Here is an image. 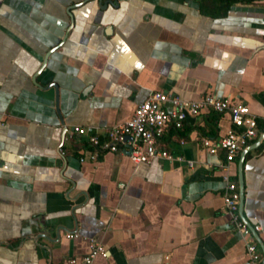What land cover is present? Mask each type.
<instances>
[{
    "label": "crops",
    "instance_id": "crops-1",
    "mask_svg": "<svg viewBox=\"0 0 264 264\" xmlns=\"http://www.w3.org/2000/svg\"><path fill=\"white\" fill-rule=\"evenodd\" d=\"M153 91L243 103L258 136L264 0L221 16L193 0H0V264H78L90 240L104 251L90 264H248L222 201L240 152L223 170L222 152L200 147L229 128L227 113L167 126L171 160L134 164L121 150L79 162L87 134ZM241 176V214L264 247V140Z\"/></svg>",
    "mask_w": 264,
    "mask_h": 264
},
{
    "label": "built area",
    "instance_id": "built-area-1",
    "mask_svg": "<svg viewBox=\"0 0 264 264\" xmlns=\"http://www.w3.org/2000/svg\"><path fill=\"white\" fill-rule=\"evenodd\" d=\"M206 109L217 114L227 113L230 126L218 138L201 137L200 147L209 154L218 150L223 154L219 167L226 170L228 163L240 150L257 136V119L243 103L230 98H220L211 93L202 95L197 100H184L174 94L153 91L137 104L132 114L123 122L106 129L101 135L87 134L90 149L83 150L79 162L96 161L102 152L128 150L127 157L134 164H150L155 159L171 160L173 156L163 149L160 139L164 129L172 126L180 129L187 116H194ZM73 132L82 135L85 130L74 126ZM188 166L192 161L185 160ZM223 206L230 216L232 226L241 233L244 256L248 264H262V256L257 249L253 236L247 233L246 226L237 214L239 201L235 182L227 173L221 176ZM254 231L258 226L252 227ZM103 248L92 240L88 243V252L78 264H90L96 255H103Z\"/></svg>",
    "mask_w": 264,
    "mask_h": 264
},
{
    "label": "water",
    "instance_id": "water-1",
    "mask_svg": "<svg viewBox=\"0 0 264 264\" xmlns=\"http://www.w3.org/2000/svg\"><path fill=\"white\" fill-rule=\"evenodd\" d=\"M264 140V129L258 134L256 140L251 143V144H246L245 146H243V148L240 150V153H239V158H238V161H237V191H238V196H239V201H238V206H237V212H238V215L241 219V221L245 224L247 230L251 233V235L253 236L255 242L258 244V246L260 247L261 251H262V254L264 256V247L262 246V244L259 242L258 240V237L255 233V231L253 230L252 226L249 225V223L242 217V214H241V206H242V190H243V187H242V176H241V162L243 160V157H244V154L250 150V149H253L255 147H257L262 141ZM60 146H58V149H59ZM126 154H128V150L125 151ZM38 236H41L43 238H46L47 237L44 235V234H38ZM49 239V238H48ZM262 264H264V258L262 260Z\"/></svg>",
    "mask_w": 264,
    "mask_h": 264
},
{
    "label": "trees",
    "instance_id": "trees-1",
    "mask_svg": "<svg viewBox=\"0 0 264 264\" xmlns=\"http://www.w3.org/2000/svg\"><path fill=\"white\" fill-rule=\"evenodd\" d=\"M197 3L198 10L208 16H221L233 3H249L255 0H193ZM212 114L215 113L210 111ZM217 114V113H215ZM259 130L264 129V124H258Z\"/></svg>",
    "mask_w": 264,
    "mask_h": 264
}]
</instances>
